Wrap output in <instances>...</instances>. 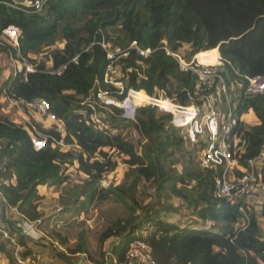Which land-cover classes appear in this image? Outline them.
<instances>
[{
	"label": "trees",
	"instance_id": "16d2710c",
	"mask_svg": "<svg viewBox=\"0 0 264 264\" xmlns=\"http://www.w3.org/2000/svg\"><path fill=\"white\" fill-rule=\"evenodd\" d=\"M36 1L0 0V35L11 25L21 30L20 49L0 40V54L14 56L18 65L17 74L0 79V98L24 107L36 98H46L56 120L49 126L32 121L47 137L46 147L37 150L29 125L3 114L0 101V192L6 208H14L27 224L42 221L45 191L62 186L68 180L66 165L78 163L88 178L62 198L66 210L76 206L84 211L111 197L129 210L128 216L117 218L100 236L103 246L113 240L111 252L118 263L124 262L130 242L140 238L153 245L159 264H264V234L254 207L243 199L232 202L217 196L222 168H201L194 154L198 144L180 134L182 130L167 127L170 113L142 106L136 120H129L119 117L121 110L115 108L109 122L119 135L110 136L96 130L93 110L85 102L110 62L99 42L114 49L137 41L153 50L147 57L131 50L120 58L128 87L121 94L113 88L119 100L132 87L152 96L159 90L176 93L185 105L193 103L189 92L196 95L197 78L182 71L161 47L183 50L188 59L216 49L230 63L222 70L229 86L241 83L234 99L239 117L234 132L240 139V163L247 166L249 158L264 151V93H248L243 79L264 76V0H45L40 10ZM116 32L120 34L114 37ZM77 56L78 61H73ZM26 62L36 71L26 74ZM64 65L62 74L52 72ZM251 111L257 124L248 125ZM126 126H134L141 140L128 139L122 132ZM107 148L124 156L129 165L121 184L103 185L106 175L119 165ZM143 182L156 188V204L161 208L135 200ZM171 196L180 203L164 205V198ZM183 208L191 211L189 221L178 223L163 215ZM21 231L20 242L26 245L28 232ZM0 251H7L4 243ZM33 256V249L23 253L24 260ZM107 259L111 257L104 251L101 261L93 257L83 261L106 264Z\"/></svg>",
	"mask_w": 264,
	"mask_h": 264
},
{
	"label": "built area",
	"instance_id": "2783aa9c",
	"mask_svg": "<svg viewBox=\"0 0 264 264\" xmlns=\"http://www.w3.org/2000/svg\"><path fill=\"white\" fill-rule=\"evenodd\" d=\"M45 0H37L35 5L38 10L43 6ZM21 30L16 25L7 27L0 40L20 49ZM107 52L109 65L102 80H97L95 89L91 92L85 102L89 103L93 110L92 121L98 132L110 136L119 135V129L112 127L109 122V113H115L119 108L118 115L123 119L136 120L137 111L142 106H155L163 113H170L172 118L167 127L184 130L185 137L193 144L205 141L209 144L208 149L198 156V163L202 169L218 170L222 168V174L217 178V196L227 198L232 202H238L243 197L262 195L264 197V151L257 157L249 158L247 166L240 163L238 145L240 139L234 132L239 123L236 113L237 103L233 102L230 94V86L222 70L227 64L221 53L216 62H205L199 58V53L188 59L184 51H173L168 46L161 48L179 63L182 71L193 73L197 78L196 95L189 92L193 103L182 104L178 94H169L167 90H159L158 94L152 96L145 90L128 89V95L124 100H119L113 95V88L117 92L124 93L128 87L126 77L120 75L119 60L126 57L131 50L147 57L153 50L142 48L137 41L131 43L128 48L117 46L112 48L106 42H99ZM20 56V50H18ZM78 61V56L73 59ZM67 65L62 66L54 73L62 74ZM26 74L33 73L36 68L25 63ZM17 69L15 74H17ZM238 73V72H237ZM247 92L251 94L264 93V76L246 75ZM241 84V83H240ZM223 94L228 102V113L224 115L217 107V95ZM140 98V103L133 112H128L124 105L127 100ZM198 97V98H197ZM200 101V102H198ZM26 107L42 117L44 120H56V115L51 110V104L46 98H36L26 104ZM185 118L186 120H182ZM35 149L41 150L47 145V137L43 136L32 121L27 123ZM239 173V174H238ZM111 260L107 264H159L154 257L153 245L145 240L137 238L130 242L124 262L118 263L117 258L109 253ZM88 263V262H87ZM79 264H86L79 261Z\"/></svg>",
	"mask_w": 264,
	"mask_h": 264
},
{
	"label": "rangeland",
	"instance_id": "374dc122",
	"mask_svg": "<svg viewBox=\"0 0 264 264\" xmlns=\"http://www.w3.org/2000/svg\"><path fill=\"white\" fill-rule=\"evenodd\" d=\"M119 34L116 32L113 35L115 37V35ZM16 62L17 59L14 56L7 53L0 54V79L2 81L15 74ZM118 71L120 75H125L123 65L119 66ZM127 81L126 78L125 82L127 83ZM240 88L241 84L239 82L230 84V94L233 102H235V95L237 91L241 90ZM0 100L3 105L1 112L5 115L19 119L23 123H26L27 119L32 121L40 119L36 113L13 99L1 97ZM217 100V107L226 115L229 109L227 99L221 94L217 95ZM251 121H253V118L248 120V125H251ZM47 124L51 125L52 123ZM184 130L186 131V129ZM122 132L130 140L136 142L141 140V136L134 126H126ZM179 133L183 134L181 131ZM208 147L209 144L205 141L198 144L197 147L195 146L194 154L196 159ZM64 149L68 150L71 147L64 146ZM186 149L189 148L187 147ZM107 151L119 160V165L116 170L106 175L103 185L108 186L111 183L121 184L125 173L129 169V165L125 163L124 156L117 152L114 153L108 148ZM176 157L181 161L179 154ZM182 164H179V167ZM65 171L68 180L62 186H55L45 191V197L40 204V209L44 213L42 221L36 224H27L26 220L17 215L14 208H6L3 214L2 205L0 206V243H4L7 249L6 252L0 251V264H69L56 251H60L66 258L78 264L79 261L90 259V257L101 261L104 251L108 252V254L111 253L113 240L108 241L103 246L100 243V236L117 218L128 216L129 210L116 197L99 201L88 206L84 211L78 210L76 206H73L71 210H66L62 198L72 193L77 187L83 186L88 177L79 170L78 163L66 165ZM134 196L135 200L143 206L149 204L153 206L158 201L156 188L152 184L145 182L140 184ZM0 197V199H3L1 192ZM243 199L246 201L247 197H243ZM175 203L179 204L180 199L174 196L169 199L164 198V205H175ZM161 206L163 205L158 207L156 204L154 209L157 207L161 208ZM163 215L171 221L181 223L189 221L192 214L188 213L186 208H183L181 212L167 210ZM263 219L260 220V223L264 222L262 221ZM11 226L14 227L17 233L13 231ZM17 228H23L30 237L38 242L29 240L28 244H21ZM31 249L34 250V256L24 260L23 253ZM75 250L80 252H71ZM107 262H109L108 259Z\"/></svg>",
	"mask_w": 264,
	"mask_h": 264
},
{
	"label": "crops",
	"instance_id": "0c3cea01",
	"mask_svg": "<svg viewBox=\"0 0 264 264\" xmlns=\"http://www.w3.org/2000/svg\"><path fill=\"white\" fill-rule=\"evenodd\" d=\"M15 68L17 69L18 68V65H17V62H16V66H15ZM2 81V80H1ZM1 101V100H0ZM253 114V112L251 111V112H249L248 114H247V116H250V115H252ZM38 117L40 118L39 120H36L37 122H41V123H43L45 126H49L47 123H54V121H52V120H44L42 117H40L39 115H38ZM247 119V121L248 120H250V119H248V118H246ZM31 122L32 120H29V119H27L26 120V123H28V122ZM252 123L251 124H257L258 122H259V120H258V118H257V116H255L254 114H253V121H251ZM239 174V173H238ZM1 198V197H0ZM0 200H3V199H0ZM244 200V199H243ZM245 201V200H244ZM245 202H247V203H249L250 205H252L253 207H254V210H255V212H256V214H257V216H258V219H259V225H260V227H261V230H262V232H263V234H264V222H261L260 223V220L261 219H263V217H264V197L262 196V195H257V196H250V197H247V200L245 201ZM0 206H1V204H0ZM188 211V210H187ZM188 213H190L191 214V211H188ZM192 216V215H191ZM194 217V216H193ZM195 218V217H194ZM262 221H264V219L262 220ZM261 264V263H260Z\"/></svg>",
	"mask_w": 264,
	"mask_h": 264
},
{
	"label": "bare ground",
	"instance_id": "6f19581e",
	"mask_svg": "<svg viewBox=\"0 0 264 264\" xmlns=\"http://www.w3.org/2000/svg\"><path fill=\"white\" fill-rule=\"evenodd\" d=\"M216 49L215 50H212V51H208V52H205L203 55H198L199 58L202 60V61H205V62H216L217 61V58L219 57L216 53ZM138 103H140V98L139 97H135V99H130V100H127L125 102L124 107L125 109L128 111V112H133L135 109H136V106L138 105ZM182 120H186L185 118H183Z\"/></svg>",
	"mask_w": 264,
	"mask_h": 264
},
{
	"label": "water",
	"instance_id": "95a60500",
	"mask_svg": "<svg viewBox=\"0 0 264 264\" xmlns=\"http://www.w3.org/2000/svg\"><path fill=\"white\" fill-rule=\"evenodd\" d=\"M0 204L2 205V208H3V214H4V211H5V209H6V202L4 201V200H0ZM18 229V228H17ZM18 231L20 232V233H22V231H21V229H18ZM30 240H33V241H35V242H38V241H36L35 239H33L32 237H30L29 235L27 236ZM56 253L58 254V255H60L61 257H63L69 264H76L75 262H73V261H71L70 259H68V258H66L60 251H56Z\"/></svg>",
	"mask_w": 264,
	"mask_h": 264
}]
</instances>
